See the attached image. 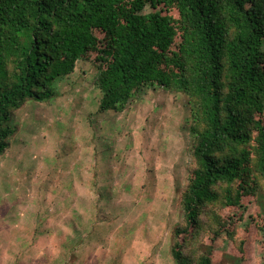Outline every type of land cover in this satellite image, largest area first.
Masks as SVG:
<instances>
[{
  "label": "trees",
  "instance_id": "16d2710c",
  "mask_svg": "<svg viewBox=\"0 0 264 264\" xmlns=\"http://www.w3.org/2000/svg\"><path fill=\"white\" fill-rule=\"evenodd\" d=\"M263 46L264 0H0V156L17 133L15 113L56 98L81 60L100 70L101 113L123 111L146 85L183 89L191 176L170 253L175 264H216L221 253L220 263L225 209L251 197L264 214Z\"/></svg>",
  "mask_w": 264,
  "mask_h": 264
},
{
  "label": "rangeland",
  "instance_id": "374dc122",
  "mask_svg": "<svg viewBox=\"0 0 264 264\" xmlns=\"http://www.w3.org/2000/svg\"><path fill=\"white\" fill-rule=\"evenodd\" d=\"M94 62L79 61L56 98L14 115L17 133L0 156V264H175L170 249L191 176L189 96L146 85L123 111L101 113ZM262 209L244 197L222 213L221 264H237L233 256L264 264Z\"/></svg>",
  "mask_w": 264,
  "mask_h": 264
}]
</instances>
